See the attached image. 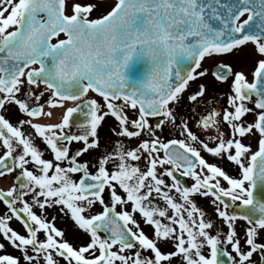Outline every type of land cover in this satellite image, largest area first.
Wrapping results in <instances>:
<instances>
[{
  "label": "snow or ice",
  "instance_id": "1",
  "mask_svg": "<svg viewBox=\"0 0 264 264\" xmlns=\"http://www.w3.org/2000/svg\"><path fill=\"white\" fill-rule=\"evenodd\" d=\"M9 177L0 264H264V0H0Z\"/></svg>",
  "mask_w": 264,
  "mask_h": 264
},
{
  "label": "flooded vegetation",
  "instance_id": "2",
  "mask_svg": "<svg viewBox=\"0 0 264 264\" xmlns=\"http://www.w3.org/2000/svg\"><path fill=\"white\" fill-rule=\"evenodd\" d=\"M109 124H110V122L104 124V126H103V128L101 130L102 135H106L108 133ZM10 180H11V177H9L8 180L0 179V184H2V183H8Z\"/></svg>",
  "mask_w": 264,
  "mask_h": 264
},
{
  "label": "rangeland",
  "instance_id": "3",
  "mask_svg": "<svg viewBox=\"0 0 264 264\" xmlns=\"http://www.w3.org/2000/svg\"><path fill=\"white\" fill-rule=\"evenodd\" d=\"M109 2H114V1H109ZM225 59H227V58H225ZM9 251H11V249H9Z\"/></svg>",
  "mask_w": 264,
  "mask_h": 264
},
{
  "label": "bare ground",
  "instance_id": "4",
  "mask_svg": "<svg viewBox=\"0 0 264 264\" xmlns=\"http://www.w3.org/2000/svg\"><path fill=\"white\" fill-rule=\"evenodd\" d=\"M7 185V184H6Z\"/></svg>",
  "mask_w": 264,
  "mask_h": 264
}]
</instances>
